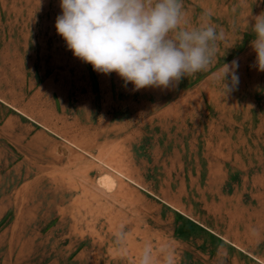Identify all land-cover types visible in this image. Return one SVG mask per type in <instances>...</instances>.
I'll return each mask as SVG.
<instances>
[{"label": "rangeland", "instance_id": "rangeland-1", "mask_svg": "<svg viewBox=\"0 0 264 264\" xmlns=\"http://www.w3.org/2000/svg\"><path fill=\"white\" fill-rule=\"evenodd\" d=\"M183 9L189 28L213 13L214 66L132 91L67 49L59 0H0V264H138L145 246L174 264H264V72L245 21L264 0ZM233 60L223 97L213 74Z\"/></svg>", "mask_w": 264, "mask_h": 264}, {"label": "clouds", "instance_id": "clouds-1", "mask_svg": "<svg viewBox=\"0 0 264 264\" xmlns=\"http://www.w3.org/2000/svg\"><path fill=\"white\" fill-rule=\"evenodd\" d=\"M59 7L54 27L72 55L97 73H115L124 87L132 85V91L167 89L208 71L223 38L211 10L201 14L198 25L187 27L183 0H59ZM248 17L246 26L255 36L250 41L254 66L264 72V13L251 17V24ZM238 68V60H233L213 74L223 97L238 86ZM114 237L118 244L125 241L123 225ZM158 259L174 264L167 249L154 257L150 246L142 249L138 264H157Z\"/></svg>", "mask_w": 264, "mask_h": 264}]
</instances>
